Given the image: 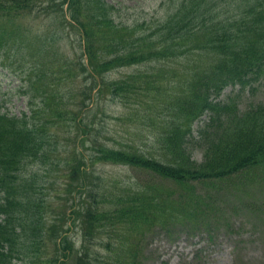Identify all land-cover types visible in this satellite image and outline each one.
<instances>
[{
	"label": "trees",
	"instance_id": "1",
	"mask_svg": "<svg viewBox=\"0 0 264 264\" xmlns=\"http://www.w3.org/2000/svg\"><path fill=\"white\" fill-rule=\"evenodd\" d=\"M45 1L40 10L65 14V27L80 37L81 55L78 62L61 55L60 64L55 52L37 49L41 41L31 43L32 27L23 25L34 16L35 0H0V50L9 45L36 62V81L47 79L40 60L50 55L61 71L50 72L53 84L60 78L65 83L60 94L39 95L30 82L24 92L28 112L0 113V264H96L101 249L118 259L157 230L191 235L212 226L199 219L207 212L194 200L195 187L264 169V103L241 111L235 98L219 100L226 88H244L264 74V0H183L162 22L133 28L116 23L114 7L104 0ZM172 60L175 67L166 74L160 65ZM140 64L153 66L125 80L110 79L105 89L122 102L140 96V110L129 118L152 128L154 143L140 148L134 141L111 145L93 138L76 145L70 134L63 143L65 125L80 123L91 107L90 92L76 85L82 74L94 79ZM171 80L172 88L164 89ZM206 114L197 131L203 155L198 163L188 143ZM89 124L82 125L84 136L100 129ZM43 163L49 167L44 170L63 165L70 196L54 209L42 169L32 170ZM109 164L144 171L180 193L168 196V187L157 186L141 190L135 180L108 188L98 167Z\"/></svg>",
	"mask_w": 264,
	"mask_h": 264
},
{
	"label": "rangeland",
	"instance_id": "2",
	"mask_svg": "<svg viewBox=\"0 0 264 264\" xmlns=\"http://www.w3.org/2000/svg\"><path fill=\"white\" fill-rule=\"evenodd\" d=\"M41 1H43V5H41ZM104 1L114 7L115 14L112 17L116 23L133 28L139 23L148 26L162 22L176 12L177 6L183 0ZM33 4L34 16L28 18V23H23L25 27H32L31 43L37 40L41 41L37 49L42 52L48 50L49 54L55 52L60 64L63 61L61 55L71 60L75 58L78 62L81 55L80 37L74 33L73 29L71 31L70 28L65 27L63 20L65 14L60 9L57 11L40 10L47 6L48 3L45 0H35ZM36 15L37 18L35 19ZM53 17L56 19L54 20ZM143 31H145L144 28ZM54 34L62 35L51 37ZM6 47L0 50V113L5 112L11 116H16L28 112L29 98L24 92L29 88L30 82L36 83L35 93L39 95L49 93V91H56L57 94H60V91L64 92L62 88H65V83L60 84L61 78L54 80V84L52 82L55 74L50 72L58 71L60 73L61 71L57 69V65L53 64L50 55L47 56V59L40 60L44 61L47 79L36 81V76L40 74L37 63L30 62L28 58L24 60L23 53L14 49L15 47H9V45ZM175 63V60H172L161 63L160 66L167 74L175 67ZM150 65L153 66V64ZM150 65L140 64L118 68L111 74L105 73L102 76H94V79H84L86 76L82 74L76 85L83 86L84 84L87 92H90L91 107L82 114L83 117H81V122L77 124L78 126L75 123L65 125L66 130L62 131L60 139L65 136L68 137L70 134L69 136L73 141L77 139L76 145H79L82 140L94 138L95 141L100 140L111 145L119 141L128 144L134 141L136 146L140 148L150 147L155 141L153 138L156 136L155 131L152 128L147 130L138 124L134 125L131 123L132 117L129 118L132 113L140 110V96L133 94L128 101L122 102L120 98L113 99L105 89V85L110 79L125 80L131 75L139 74V72L146 73L145 71H149ZM173 76H175L174 72L168 74V77ZM173 80L175 82L176 79ZM173 80L163 84V88L171 89ZM101 84L103 85L100 87ZM174 87H177V80ZM100 88L104 92L101 95L97 92ZM228 97L229 99H236L241 111L253 103H264V74L259 80L248 83L244 88L237 85L226 88L219 100L224 101ZM39 100L40 98L36 102ZM207 119L208 115L206 114L197 120L192 132L195 138H192L188 143L192 152L191 156L198 163L202 160L203 155L202 146L197 144V131L207 122ZM90 122H93L94 126L100 129L96 134L84 136L82 125ZM141 122L147 124L146 121ZM65 142L66 140L63 139V143ZM61 149L58 148V150ZM50 162L55 163V159L52 158ZM46 164L43 163V166L35 165L32 170L42 169L38 173L42 174L44 182H47L44 183L45 186L47 185L45 194L47 200L50 199L51 207L54 209L56 205L64 202L65 197L69 199L70 195L66 193L63 184L64 173L60 171L63 165L60 168L44 170L49 168L45 166ZM98 171H102L107 176L103 182L108 188L112 184L121 185V181H125L126 186H128L132 180H135L141 186V190L148 189L149 186L152 188L157 186L162 189L168 187V191H171L168 196L179 192L174 184L158 180L139 169L109 164L99 165ZM194 191V200L202 202L200 207H203L204 211L207 212L199 217L200 221L210 223L212 226L203 228L191 235L184 232L179 234L176 231L166 235L157 230V232L146 235L137 244L135 242L134 253L130 248V253L115 254L120 256L118 259L101 249L96 264H264V169L245 172V174L234 175L209 184L200 183ZM114 193L118 195L120 188H116ZM78 245L79 242L76 243V247ZM14 264L21 263L16 262ZM70 264L74 263L71 261Z\"/></svg>",
	"mask_w": 264,
	"mask_h": 264
}]
</instances>
